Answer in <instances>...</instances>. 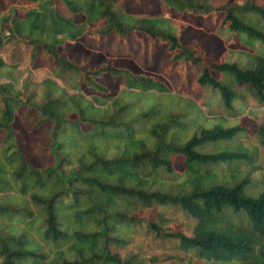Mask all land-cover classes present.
<instances>
[{"label":"trees","instance_id":"trees-1","mask_svg":"<svg viewBox=\"0 0 264 264\" xmlns=\"http://www.w3.org/2000/svg\"><path fill=\"white\" fill-rule=\"evenodd\" d=\"M57 1L68 14L54 2L0 14V48L14 40L30 47L31 61L40 50L53 60L51 76L20 83L21 65L0 51V264H146L112 250L144 224L211 264H264V178L252 193L251 175L240 177L258 149L238 139L251 128L229 118L242 109L228 82L248 85L264 106V0H159L154 11L138 12L124 0ZM212 14L225 43L245 47L244 64L208 62L189 41L187 25ZM133 33L162 42L166 61L135 72L70 56L82 37ZM175 65L182 79L173 89L158 71ZM24 106L33 134L50 123L49 140L35 145L54 162L30 160L25 132L15 128ZM253 130L264 145V121ZM153 206L184 210L195 219L193 234L167 233L134 214Z\"/></svg>","mask_w":264,"mask_h":264},{"label":"rangeland","instance_id":"rangeland-1","mask_svg":"<svg viewBox=\"0 0 264 264\" xmlns=\"http://www.w3.org/2000/svg\"><path fill=\"white\" fill-rule=\"evenodd\" d=\"M234 1L243 0H232V2ZM52 2H54V6H59L65 14H68L67 9L57 0H41L38 2L32 0H0V14L2 13V18H5L15 7L19 8L20 11H25L43 8L44 5H49ZM224 2L225 0H213L215 6H219ZM158 4L159 0H124L122 2L123 8L131 12L154 11ZM76 19L81 20L82 17L78 16ZM197 21H199V25L193 23L187 25L193 33V37L189 41L194 40L197 43L206 61L230 59L240 61L241 64L246 62L247 55L239 52L244 50L245 47L240 44H226L224 39L216 32V24L220 21V17L217 19L213 14L200 16ZM0 51L7 63L18 62L21 65L20 83L25 78L33 82H39L43 78L52 75L53 60L41 50L37 52V58L34 61H31L30 47L25 44H18L14 40L5 41ZM70 56L77 62L88 61L92 66L113 62L117 66L127 67L138 72L141 70L152 71L158 65L163 64L169 54L162 42L153 40L142 33H133L129 34L126 40L86 39L82 37L76 41L75 46L70 50ZM158 74L173 89H176L182 79L177 70V65L168 74L162 70L158 71ZM193 78L194 74L190 73V81ZM228 82L240 93L241 96L237 99V105L239 110L242 109V111L229 115V118L233 122L242 123L251 128L250 132L242 134L238 139L244 141L246 146H255L258 149L256 161L242 165L240 177L250 174L254 180L250 191L257 193L262 187L264 178V145L260 144L253 129L264 121V106L258 103L254 91L248 85L230 79H228ZM35 88L39 89V86ZM117 88L114 84L113 89ZM87 93H90V90ZM21 98H25V95H21ZM244 104H246V107ZM26 108L27 106H24L17 110L15 121V128H20L25 132V150L28 151L30 160L36 165L44 166L52 163L55 159L54 156L40 150L35 145V142L42 138L41 136L46 141L49 140L48 131L51 125L48 121H45L40 135L30 132V122L26 121ZM252 111L257 113L253 114ZM224 113L227 114V112ZM37 114L38 112L35 113V115ZM210 116L213 117L214 115L211 114ZM182 165V158L179 157L176 160L177 169H181ZM159 212H163V217L158 216ZM134 214L146 220L159 222L167 233L184 232L187 235L193 234L195 219L180 208L171 206L166 208L141 207L134 210ZM144 226H137L135 232L126 235L128 239L126 244H115L112 246V250L118 252L123 258L137 254L146 264H211L204 258L196 257L193 252L183 250L176 238L159 236Z\"/></svg>","mask_w":264,"mask_h":264}]
</instances>
